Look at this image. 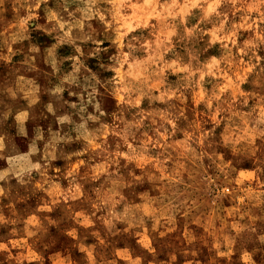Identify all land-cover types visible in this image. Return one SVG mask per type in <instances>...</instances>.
Returning <instances> with one entry per match:
<instances>
[{"label": "clouds", "instance_id": "9594fccd", "mask_svg": "<svg viewBox=\"0 0 264 264\" xmlns=\"http://www.w3.org/2000/svg\"><path fill=\"white\" fill-rule=\"evenodd\" d=\"M0 264H264V0H0Z\"/></svg>", "mask_w": 264, "mask_h": 264}, {"label": "rangeland", "instance_id": "374dc122", "mask_svg": "<svg viewBox=\"0 0 264 264\" xmlns=\"http://www.w3.org/2000/svg\"><path fill=\"white\" fill-rule=\"evenodd\" d=\"M53 231L55 232V230H53ZM56 235H57V239L60 241L61 245L70 246V241H67V238L61 237L58 234H56ZM74 258L79 259V256L74 254Z\"/></svg>", "mask_w": 264, "mask_h": 264}]
</instances>
